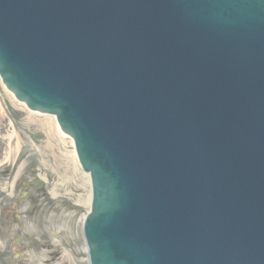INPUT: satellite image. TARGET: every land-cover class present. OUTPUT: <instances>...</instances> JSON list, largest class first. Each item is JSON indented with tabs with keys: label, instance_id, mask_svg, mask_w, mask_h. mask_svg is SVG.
I'll return each instance as SVG.
<instances>
[{
	"label": "water",
	"instance_id": "95a60500",
	"mask_svg": "<svg viewBox=\"0 0 264 264\" xmlns=\"http://www.w3.org/2000/svg\"><path fill=\"white\" fill-rule=\"evenodd\" d=\"M0 79L73 140L89 264H264V0H0Z\"/></svg>",
	"mask_w": 264,
	"mask_h": 264
},
{
	"label": "rangeland",
	"instance_id": "374dc122",
	"mask_svg": "<svg viewBox=\"0 0 264 264\" xmlns=\"http://www.w3.org/2000/svg\"><path fill=\"white\" fill-rule=\"evenodd\" d=\"M72 170V176L65 174ZM21 182L29 183V200L16 208ZM90 190L89 178L74 164L73 144L60 137L55 120L32 114L0 81V258L5 264H88L82 225ZM13 212L22 228L11 219Z\"/></svg>",
	"mask_w": 264,
	"mask_h": 264
},
{
	"label": "flooded vegetation",
	"instance_id": "af4514ba",
	"mask_svg": "<svg viewBox=\"0 0 264 264\" xmlns=\"http://www.w3.org/2000/svg\"><path fill=\"white\" fill-rule=\"evenodd\" d=\"M21 192L18 195L17 200L15 201V206L17 208V206H20L21 203L28 201L29 200V190H30V186L28 182H21ZM11 219L13 220V222L19 227L22 228L23 224L20 222V219L17 217L16 212H13L11 215ZM14 243L17 246H20L22 244L21 239H15ZM7 248V246H6ZM4 254L2 256H4L6 254V252H3ZM7 261L5 258H0V264H5Z\"/></svg>",
	"mask_w": 264,
	"mask_h": 264
},
{
	"label": "bare ground",
	"instance_id": "6f19581e",
	"mask_svg": "<svg viewBox=\"0 0 264 264\" xmlns=\"http://www.w3.org/2000/svg\"><path fill=\"white\" fill-rule=\"evenodd\" d=\"M32 114H40V113H38V112H32ZM40 115H44V114H40ZM45 116H49V115H45ZM50 117H52L54 120H55V123H56V130H57V133L60 135V137H62V138H66V137H68V136H66L65 134H63L61 131H60V128H59V126H58V124H57V121H56V119H55V117H53V116H50ZM70 140H71V142H72V144H73V158H74V164H75V166H79L80 168H81V166H80V164H79V161H78V159H77V156H76V153H75V149H74V143H73V140L70 138V137H68ZM73 167H74V165H73ZM82 170V169H81ZM74 172H76L75 170H72V171H66V175L67 176H72V174L74 173ZM84 173V172H83ZM86 174V176L89 178V180H90V176H89V174H87V173H85ZM90 188H91V186H90ZM91 198H92V193H91V190H90V194H89V208H90V205H91ZM89 213V212H88ZM86 217V216H85ZM85 217H84V219H85ZM85 250L87 251V247H85Z\"/></svg>",
	"mask_w": 264,
	"mask_h": 264
}]
</instances>
